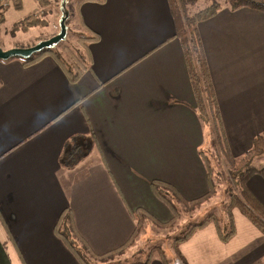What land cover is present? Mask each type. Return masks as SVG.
<instances>
[{"label": "crops", "instance_id": "0c3cea01", "mask_svg": "<svg viewBox=\"0 0 264 264\" xmlns=\"http://www.w3.org/2000/svg\"><path fill=\"white\" fill-rule=\"evenodd\" d=\"M172 2L80 0L65 17L78 35L74 64L62 59V46L30 65L0 60V264H84L75 250L114 257L138 223L172 220L155 195L161 181L183 201L207 193L210 173L198 159L209 110L184 57L187 22L197 30L229 151L243 155L264 131V13L219 1L196 21L198 13L179 16ZM39 9L36 0L29 15ZM20 20L23 33H40L22 47L58 32L43 37L47 27L26 31L30 20ZM73 146L86 157L62 166ZM249 173L242 184L264 206ZM232 218L230 239L220 241L211 221L178 242L180 258L170 264H264L263 233L237 208Z\"/></svg>", "mask_w": 264, "mask_h": 264}, {"label": "rangeland", "instance_id": "374dc122", "mask_svg": "<svg viewBox=\"0 0 264 264\" xmlns=\"http://www.w3.org/2000/svg\"><path fill=\"white\" fill-rule=\"evenodd\" d=\"M79 1L80 0H66L64 6L65 10H63V12L59 6L63 0H51L45 8L46 10L42 7H40L39 11L35 10L38 12V20H47V23H45L46 26L38 27H47L44 31H41L43 32L42 36H50L48 35L50 32L59 31L61 26L60 19L64 17L65 14L75 15V5ZM216 1L219 4V1L222 0ZM22 3L23 6L21 10H15L10 0L1 3V6L7 4V6L4 7L7 9L5 12H1L0 8V49L2 50L20 48L28 40L33 41L39 37V31L34 30L23 33V27L21 25L23 19L22 21L20 20L22 15H25L26 22L34 18L32 14H29L32 13L31 11L35 7L36 0H22ZM181 3L185 5L183 7L184 12L181 10L178 11L177 14H179V16L182 14L187 17L190 16V14L202 13V11L210 5L211 0H195L194 3H187L185 0H181L179 5H181ZM26 28L27 27L24 29ZM79 34H81L80 37L86 36L83 31H80ZM65 35L66 37L63 40L51 47L57 52L59 51V47H65L66 49L62 51V59L70 66L71 63L74 64V60L79 56V48L76 46L78 35L76 36L75 33H73L71 27L68 29L66 28ZM53 36L55 35H52V37ZM39 42L41 41L34 43V45ZM16 58L18 57L12 56L9 59ZM212 115L214 117L208 112L207 116L201 118L204 120V140L199 146L201 153L198 159L200 165L206 167L207 173H210L208 191L211 192L203 199L189 202V200L183 201V199L178 197L176 191H174V193L169 192L161 186L160 194L163 196V199L169 203L170 209L173 211L171 217L175 215V219L163 226L155 224L152 220L151 222L147 220L144 225L139 228L135 238L128 244L129 246L126 248L127 251L125 253L118 252L114 257H107L104 260H94L92 261L93 264H134L141 261L145 262L147 259L151 261V264H155V261L161 258L170 264L179 257L176 238L185 236L193 225H197L199 222L210 218V221H217L219 224V231L223 234L228 232L232 225L234 227L232 213L235 208H231L227 205L230 204V197L234 194H238L242 185L231 183L230 181V167L226 159L231 152L226 146L227 144L224 136H222L219 124L217 123L218 125L215 126L217 121L214 111ZM231 154L230 155L235 159L241 156V154H237L236 152H232ZM255 159L256 160L253 161L249 169L250 173L246 178L247 183H249L251 190L255 192H257L261 185L263 189L262 195H264V184H262L264 182V178H262V175H264V163L262 162L264 161V154ZM242 182L244 183L245 179H242ZM199 190L202 192L206 191L204 188H200ZM262 203L264 204V202ZM66 219L67 218H65V220Z\"/></svg>", "mask_w": 264, "mask_h": 264}, {"label": "trees", "instance_id": "16d2710c", "mask_svg": "<svg viewBox=\"0 0 264 264\" xmlns=\"http://www.w3.org/2000/svg\"><path fill=\"white\" fill-rule=\"evenodd\" d=\"M12 1V7L15 10H21L22 3L19 0H10ZM39 2L40 7L46 8L47 5L51 0H37ZM65 1L61 2L59 5L61 8V11L65 9ZM181 0H173V6L178 10H182L184 12L183 7L185 6L183 3L179 5ZM187 3H194L195 0H185ZM224 3H228L230 8L232 9H238V8H247V9H253L259 12L264 13V0H222ZM6 2V0H1L0 4ZM220 5L217 3L216 0H211L210 5L202 11V13L197 15V20H202L204 18L210 17L214 14L216 10H218ZM6 8L1 7V12L5 11ZM46 10V9H45ZM46 12V11H45ZM2 16V14H1ZM66 21V19H65ZM64 21V23H65ZM47 20H38L32 18V20L25 25L27 27L25 30H28L31 27H44L46 26ZM23 27V25H22ZM24 27V28H25ZM187 29L188 32L183 38V53L184 57L186 59V64L189 67V73L192 81V87L195 89L196 93L200 95L202 92L205 93V99L208 102V112L212 115L213 111L216 115V123L215 126L218 124V118H219V112L217 109L216 100L214 99V93L213 88H211V83L208 76V70H207V64L205 62L204 53H202L201 44L197 37V30L194 28L193 25H190L187 22ZM47 55H53L57 56L58 54L55 52V49L52 47H47V49L40 50L38 52H35L30 57L20 59L23 61L24 65H30L34 64L36 61L41 59L44 56ZM264 154V131L256 134V136L252 139L250 148L244 152L243 155H241L238 159H235L230 154L227 157V161L229 164V178L231 183L235 184H241L242 187L238 194L232 195L230 198V204L227 206H230L231 208H237L241 214L248 220L251 221V223L258 229V231H261L264 235V206L258 202L256 197L252 195V193L247 189V187L242 184V179L244 178L245 174L249 172V169L251 167V164L257 158L258 156ZM60 163L62 166H74L77 162H79L82 158L86 157V154H83L78 146L68 147L67 150L61 155ZM209 175V173H208ZM165 182L161 181L162 187L167 189L169 192H173V188L170 187L168 184H164ZM157 191H155V195L163 200L165 203H167L168 207H170L169 203L163 199V196L160 194V188L161 186L158 185ZM211 191L207 192L206 194L199 196L198 199L192 200L198 201L199 199L205 198ZM68 217L65 215V218ZM64 218V219H65ZM175 219V215H173L172 220ZM171 220V221H172ZM211 222L210 218H207L206 220H203L199 222L197 225H193L188 232L185 234V236L176 238L177 242L186 240L191 234V231L195 228H200L204 226L205 224ZM216 231L219 235L220 241L224 242L230 239L234 235V227L233 225L230 227L228 232H225L224 234L219 231V224L217 221H213ZM140 224H137L136 231L139 229ZM69 240V245L74 249H76L75 244L76 241L72 239ZM74 243V245H73ZM130 242H127L117 248L115 252H112L111 255H115L117 252H121L125 247L128 246ZM77 252L78 257L81 259L82 263L84 264H93L92 261L94 260H104L105 258L109 257L107 254L104 256H97L93 253L90 254L89 251H87L84 255L81 254V252L75 250ZM86 256V257H84ZM134 264H145L144 262H136Z\"/></svg>", "mask_w": 264, "mask_h": 264}, {"label": "water", "instance_id": "95a60500", "mask_svg": "<svg viewBox=\"0 0 264 264\" xmlns=\"http://www.w3.org/2000/svg\"><path fill=\"white\" fill-rule=\"evenodd\" d=\"M66 15L67 14H65L64 17L60 19L61 26H60V30L58 34L35 44L33 47L22 48V49L10 48V50L0 49V60H8L12 56H16L20 59L27 58V57H30L35 52H38L43 49H47V47H51L54 44H57L59 41L63 40L66 37L65 35L66 34V23H64Z\"/></svg>", "mask_w": 264, "mask_h": 264}, {"label": "built area", "instance_id": "2783aa9c", "mask_svg": "<svg viewBox=\"0 0 264 264\" xmlns=\"http://www.w3.org/2000/svg\"><path fill=\"white\" fill-rule=\"evenodd\" d=\"M37 14H38V12L34 14V18H36V19L38 18V15ZM177 263L178 262H175V264H177Z\"/></svg>", "mask_w": 264, "mask_h": 264}, {"label": "flooded vegetation", "instance_id": "af4514ba", "mask_svg": "<svg viewBox=\"0 0 264 264\" xmlns=\"http://www.w3.org/2000/svg\"><path fill=\"white\" fill-rule=\"evenodd\" d=\"M5 6H7V4H5V5H2L1 7H5ZM59 32V31H58ZM58 34V33H57Z\"/></svg>", "mask_w": 264, "mask_h": 264}]
</instances>
